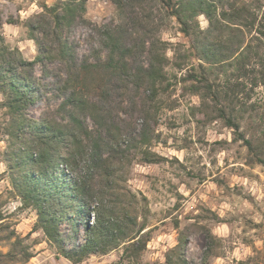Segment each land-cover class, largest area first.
<instances>
[{"label": "trees", "instance_id": "trees-1", "mask_svg": "<svg viewBox=\"0 0 264 264\" xmlns=\"http://www.w3.org/2000/svg\"><path fill=\"white\" fill-rule=\"evenodd\" d=\"M87 1L44 4L27 21L39 51L33 61L10 48L0 33V94L5 98L0 108L6 111L2 133L8 138L4 156L15 192L24 206L37 211L36 227L59 256L81 264L123 247L122 260L138 261L149 241L147 227L136 214L138 195L126 188L121 172L137 154L149 164L163 159L151 150L158 91L167 80L155 6L161 4L186 37L194 36L191 49L201 61L204 99L228 101L232 111L221 107L218 116L255 152L240 131L233 105L244 104L238 92L247 81L264 88L263 0H111L124 21L95 28L102 41L96 63L79 53L76 39L78 29L92 27L85 18ZM201 15L209 28L197 31L190 21ZM4 24L0 18V29ZM95 73L101 82L91 94L85 80ZM39 105L41 116L34 118L30 110ZM195 228L180 232L166 264H195L187 258ZM206 241L211 254L216 237L207 233Z\"/></svg>", "mask_w": 264, "mask_h": 264}, {"label": "rangeland", "instance_id": "rangeland-1", "mask_svg": "<svg viewBox=\"0 0 264 264\" xmlns=\"http://www.w3.org/2000/svg\"><path fill=\"white\" fill-rule=\"evenodd\" d=\"M61 1L0 0V18L5 22L0 33L6 44L25 59L35 60L38 46L27 21L41 13L44 4L51 7ZM153 12L160 50L166 57L167 80L158 91L157 138L151 150L163 159L149 164L137 154L121 172L126 188L138 195L136 214L140 224L146 222L149 241L138 261L122 260V247L81 264H166L180 232L190 226L196 228L189 236L187 258L195 264H264V164L260 163L264 158V88L252 87L247 81L245 90L238 92L244 106L233 105L241 133L253 142L252 152L218 116L221 107L232 111L228 101L223 98L218 104L204 99L201 61L191 49L194 36L186 37L161 4ZM85 18L92 27L78 29V50L96 63L95 52L102 41L95 28L123 24L124 19L111 0H88ZM8 20L16 24H7ZM190 22L197 31L209 28L204 15ZM101 58L106 60L105 52ZM212 73L208 72L211 81L215 80ZM100 76H86L91 94ZM4 99L0 94V103ZM41 112L42 105L30 110L34 118ZM6 121V111L0 108V264H73L58 255L57 247L36 227L37 211L24 206L14 190L4 156L8 138L2 127ZM207 233L216 237L211 254L207 253Z\"/></svg>", "mask_w": 264, "mask_h": 264}, {"label": "crops", "instance_id": "crops-1", "mask_svg": "<svg viewBox=\"0 0 264 264\" xmlns=\"http://www.w3.org/2000/svg\"><path fill=\"white\" fill-rule=\"evenodd\" d=\"M10 30H13V28H9Z\"/></svg>", "mask_w": 264, "mask_h": 264}]
</instances>
